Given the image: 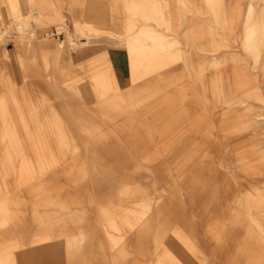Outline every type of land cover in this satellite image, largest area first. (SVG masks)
<instances>
[{
	"label": "rangeland",
	"instance_id": "rangeland-1",
	"mask_svg": "<svg viewBox=\"0 0 264 264\" xmlns=\"http://www.w3.org/2000/svg\"><path fill=\"white\" fill-rule=\"evenodd\" d=\"M194 1L199 7L203 5L204 10L212 7V0ZM223 1H236L242 7L246 4V0ZM9 2L12 4L11 0ZM83 2V7L91 2L103 5L109 20L103 24L94 22L97 28L116 32L123 29L124 15L120 11V3H116L114 12L109 0ZM33 7L30 4L26 15L18 10H10L7 18L0 15V127L3 128L0 136L30 135L31 138H14L13 146L27 140L32 142L35 150L44 151L46 158L57 157L66 149L65 138L58 136H72L66 139L70 143L67 149L73 151V155H66L54 165L48 163L51 167L39 175L38 180L49 183V192L38 188L39 185L35 188L38 199H42L40 209L52 210L55 206L51 204L52 199H61V203L66 205L77 202L76 206H70L71 223L94 229L91 243L66 246V264H82L83 256L91 251L89 247H94L95 252L103 255L107 262L110 256L116 257L119 251L114 250V244L108 240L114 235L111 222L102 219L99 207L112 208L125 201L129 205L143 198H149L153 205L146 218L148 224L139 238L122 242L129 255L126 258L117 256L116 264H152L159 238L163 232L170 234L172 226L179 222V233L187 243V246L181 245L182 252L194 264H248L245 255L251 251L255 257H260L264 253V234L257 230L248 214L250 211L257 214L264 229V198L259 202L261 198L257 201L252 196L254 200L251 201L252 197L246 198L245 194L250 190L255 194L259 189L264 192V68L261 66L264 49L256 63L240 47L230 49V53L235 50L239 65L251 83L249 88L237 86L239 89L235 91L226 89L224 101L212 99L207 92L206 101L200 99L197 103L196 95L189 89L190 77L198 86L208 84L216 70H230L232 63H207L200 77L197 71L188 73L185 70V82L179 87L175 82L176 74L183 66L181 61L170 70L175 77L160 83L162 87L154 90L155 94L149 93L144 102L133 109H128L129 106L118 109L97 98L89 83L91 81L103 91V87L109 86L106 76L103 77L106 71L89 78L85 65L74 64L71 55L79 41L123 47L114 45L115 40L107 34H100L101 31L82 35L80 31L85 30L82 25L87 16L79 17L81 20L73 17V14H78L74 0L68 1L66 9L55 10L63 25L59 22L38 23L32 16L33 12H38ZM77 7L80 8L79 5ZM185 18L188 19L177 28L179 33L192 17L188 14ZM133 20L132 33L137 34L144 21L138 17ZM148 25L159 33L155 41L161 43L164 37L160 36V25L153 21H148ZM60 26L64 28L57 31ZM206 34L200 37V42L205 44L209 41ZM179 39L188 49L192 37L180 33ZM151 53L144 46L137 57L138 67L133 69H140ZM162 54L164 60L173 59L170 51ZM208 54L191 51L186 58L193 63L206 61V58L209 62ZM168 74L166 77L170 76ZM217 86L220 88L222 85L219 82ZM250 92L257 95L252 96ZM234 95L228 102L227 99ZM17 100L31 105L13 106L12 102ZM168 109L172 114H168ZM4 139L9 144L10 139ZM13 150L22 151L24 148L14 147ZM11 154L16 157L15 162L17 156L21 162V155ZM122 155L129 159L124 156L121 160ZM138 155L146 159L138 163ZM34 181L33 185H36L38 181ZM125 183L131 192L120 194L119 190ZM238 188L243 190L240 195L237 192L238 198H233L230 193ZM158 196L160 201L156 204L154 201ZM46 203H50L47 208ZM27 220L28 229L32 230L33 222L30 217ZM103 229L107 234H103ZM243 238L253 239L255 249L251 250L250 242L245 249L241 248L239 243ZM60 252L62 255L64 251ZM31 259L30 256L23 261L30 264ZM60 261L46 264H62Z\"/></svg>",
	"mask_w": 264,
	"mask_h": 264
},
{
	"label": "bare ground",
	"instance_id": "bare-ground-1",
	"mask_svg": "<svg viewBox=\"0 0 264 264\" xmlns=\"http://www.w3.org/2000/svg\"><path fill=\"white\" fill-rule=\"evenodd\" d=\"M114 1L122 5L120 11L124 15L122 24L123 29L120 32L97 28L94 22L88 21L83 22L84 24L82 26L85 27V30L80 31V33L85 36L95 31H101L100 34H107L115 40L113 43L114 45L121 46L126 51L128 64L131 66L127 86L125 88L118 87L114 74L109 71L106 74V80L110 86L108 88L103 87L104 89L99 96L100 100H104L105 103L110 105L109 107L112 106L113 108L120 109L121 107L129 106L128 109H133L136 105L144 102V99L148 97L149 93L152 95V93H156L154 90L161 89L160 87L162 86H160V83L171 81L172 77H175V73H172L170 70L181 61L183 62V66L176 74L177 78L175 82V85L179 87L185 82L186 78L184 73L186 71H188V73L197 71L200 77L203 75L204 66L207 63L211 65L213 63L221 64L227 61L232 63L230 70L226 68L223 72L219 69L216 70L215 73L210 76L208 84L202 83L198 86V84L196 85L195 83L196 80L190 77L191 88L189 89L196 95L195 100L197 103L200 99L204 100V102L206 101L207 92L211 94L212 99H223L224 101L226 89H228V91L234 89L235 91L239 89V87L243 89L245 87L249 88L248 85H250L251 80L240 67V62L235 55V50L233 53L229 51L235 46L240 47L241 50L250 54L253 58V63L258 61L259 53L264 49V0H246L244 7L240 6L236 1L225 3L223 0H212V7H208L205 10L203 5L199 7L197 6V2H193V0ZM112 10L115 12L117 9L114 8ZM188 14L192 17L191 21L186 25L185 29H182L180 32L187 33L189 37H192L190 45L187 46L188 49H185L179 39L180 33L177 28L185 19H188L185 18ZM136 17L144 21L142 26L138 29L137 34L132 33L134 26L133 19ZM148 21H153L160 25L162 31L160 36H162V38L164 37V39H161V43L157 44L155 41L159 33L157 34V31L148 25ZM100 23L103 24V22ZM62 27L63 26L56 28L57 31ZM205 34L209 37L207 38L209 41L206 44L200 42V37H204ZM235 43L238 44L235 45ZM144 46H147L152 53L150 57L144 61L145 63L143 66L137 69V57ZM166 50L170 51L173 59L164 60V54L162 53ZM191 51L202 52L204 55L209 53V62L206 58V61L199 60L193 63L186 58V54H190ZM157 52H160V55H157ZM176 58H180V60H174ZM124 64L126 63L124 62ZM135 66H137L136 69H133ZM261 66L264 68V62ZM166 74L170 76L166 77ZM244 76L248 78H243ZM219 82L222 85L220 88L217 86ZM259 93L260 92H258V94ZM250 94L253 96L255 92H250ZM234 97L235 95L227 99L228 102ZM221 110L222 108H220L219 112H221ZM168 114H172L171 109H168ZM2 129L3 128L0 127V130ZM4 138L10 139L9 144L12 143V146L9 145ZM14 138L22 139L23 137L13 134L5 137L0 136V264L3 261H6L5 264H29L24 262L23 259H27L30 256L32 258L30 264H34L35 260V264H46L47 262L50 263L60 260L62 264H66V259L68 258V248H66V246L91 243L94 238V235H92L94 234V229L85 228L81 224H74V222L71 223L73 215L70 206H76L77 202L66 205V203L63 204L64 202L61 203V199H52V202L47 201L55 205L52 210L48 212L45 211L44 208L40 209V202L42 199H38L35 188L39 185L38 188H43L45 191L49 192V183L38 180L39 175L49 169L51 165H54L57 161L59 162L60 159H63L66 155H73L74 152L72 151V153L67 149L70 148V143L69 140L65 138L64 143L65 146H67L66 149H63L60 154L58 153L59 155L57 157L46 158L44 151L35 150L32 142L28 143L27 140L26 142L22 141L21 144H15L13 146ZM10 147L11 151L9 150ZM14 147H23L24 150H13ZM14 152L19 156L21 155V162L18 160V156L17 162H15L16 157L11 154ZM82 153L84 155V152ZM114 156L115 155H113V157ZM124 156H121V160L124 159ZM140 156L142 157V155H138V163L146 159H141L139 158ZM80 159L82 158L80 157ZM116 159L120 160L117 156ZM127 159L129 158L127 157ZM118 162L121 163L120 161ZM48 163H51V165ZM34 180L38 181L35 183L36 185H33L35 182ZM245 181L247 183V180ZM123 187L122 190H119L120 194L131 192L127 189V187H129L128 184H123ZM260 187L261 186H259V188ZM242 190L238 188L235 192L232 191L230 195H232L233 198H238L237 194L239 193L240 195ZM259 190L261 191V189ZM250 191L246 192V198L253 196L256 197L257 201L261 198L259 202L264 198V192L262 193L257 190L255 194H252ZM253 197L251 201L254 200ZM159 201L160 196H158L154 202L158 204ZM125 202L113 205L112 208L108 206L99 207L102 213V219H108L109 222H111L110 225H112L111 229L114 235L112 234L113 236L111 238L109 237L108 240L114 244V250L118 249L119 253L117 256L124 258L129 254L127 252V246L122 242H131L140 237L142 229L148 224V219H146L149 215L148 213L153 207L149 198L133 201L134 203L129 202V205H126ZM45 205L47 208L50 203L48 205L46 203ZM256 208L259 207L256 206ZM252 212L253 211H250L248 214L249 219L252 221L253 225L257 227V230L264 234L262 223L258 219L257 214ZM27 217H30L33 222L34 227L32 230L28 229L27 221L29 220H27ZM83 217L84 216H82V218ZM178 224L172 226L174 228L171 230L170 234L163 232L162 237L159 238V246L155 251V259L152 264H194L191 258L184 255L182 252L181 245L184 244L187 246V243H185L186 240H184L185 242L182 240V234L181 232L179 233L180 226ZM102 232L103 234H107L105 229H103ZM215 240H217L216 237ZM248 242H250L251 246ZM248 245L251 247V250H253V248L255 249L253 239H249L248 241V239L243 238L239 243V246L243 249ZM89 248L91 251L86 256H83L82 264H116L115 258L117 256H110L107 262L103 255H99L95 252L94 247ZM60 250L64 251L62 255ZM251 253L252 251L250 254L245 255L248 264H264V253L258 257L259 260ZM104 259L105 261H103Z\"/></svg>",
	"mask_w": 264,
	"mask_h": 264
},
{
	"label": "crops",
	"instance_id": "crops-1",
	"mask_svg": "<svg viewBox=\"0 0 264 264\" xmlns=\"http://www.w3.org/2000/svg\"><path fill=\"white\" fill-rule=\"evenodd\" d=\"M11 1L12 4L11 2H9V0H0V15L3 18L8 17V12H10V10H18L22 13V15H26L28 10L30 9V4H32L35 6V8L33 7L34 10L38 11V12H33L32 15L33 19L36 20L38 23L52 24L59 22L60 25H63V20L59 16V13L55 12V10L57 11L58 9H66L69 0H11ZM74 2L76 4V11L78 12L77 15L73 14L74 18L80 19L83 18V16H87V18L84 21H88V22L98 21L103 23L109 20L108 16L106 15V12L104 11L102 4H96L94 2H91L90 5L83 7V3H84L83 0H74ZM108 4L109 6H113L112 9L116 8L115 7L116 2L114 0H109ZM78 5L80 6V8L77 7ZM85 11H87L86 15H85ZM76 43H77L75 44L76 50L71 55V58L73 59L74 64L85 65L88 71L89 78L96 74H99L100 72L102 74V72L104 73V71H106L103 74L104 77L109 71H111L116 78L117 81L116 83L118 87L125 88L127 86L131 66L128 64V58L124 48L107 47L97 43H88L87 41H79ZM124 62L126 64H124ZM89 83L93 88L94 95L97 98H99L100 91L102 90V88L100 90L99 86L93 85L91 81H89ZM17 101L18 102L16 103L12 102V105L13 106L31 105L26 101L25 102H21V101L19 102V100ZM59 121L63 124L62 119H59ZM22 137L31 138L32 136L27 135ZM52 137H56V136H52ZM58 137L70 138L72 136L66 134L65 136L62 135Z\"/></svg>",
	"mask_w": 264,
	"mask_h": 264
}]
</instances>
